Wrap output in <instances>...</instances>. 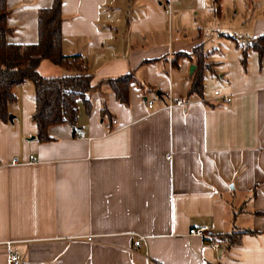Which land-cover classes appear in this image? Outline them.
<instances>
[{"label": "crops", "instance_id": "obj_1", "mask_svg": "<svg viewBox=\"0 0 264 264\" xmlns=\"http://www.w3.org/2000/svg\"><path fill=\"white\" fill-rule=\"evenodd\" d=\"M170 1L166 16L164 0H61V55L94 80L130 73L128 104L92 90L88 112L79 102L72 126L38 142L33 86L13 88L11 122L0 120V264H264V59L247 50L241 62L264 34V0ZM51 3L6 0L7 43L36 44ZM207 38L225 49L213 62ZM195 48L216 92L203 85L200 98L188 95ZM43 63L39 75L56 76ZM201 226L204 239L187 235ZM231 232L238 246H208Z\"/></svg>", "mask_w": 264, "mask_h": 264}, {"label": "trees", "instance_id": "obj_2", "mask_svg": "<svg viewBox=\"0 0 264 264\" xmlns=\"http://www.w3.org/2000/svg\"><path fill=\"white\" fill-rule=\"evenodd\" d=\"M60 7L61 0H52L49 8L39 10L36 18V44L20 46L7 43V37L12 32L6 24L10 9L7 7L6 0H0V120L7 119V106L15 99L13 88L29 81L33 86L34 101V112L30 120L36 127L38 142L48 140L46 130L50 126L60 124L72 126L76 120L79 102L85 105L88 112L90 108L88 93L92 90H103V95L113 93L115 100L126 106L129 85L132 81L130 73L121 77L94 80L77 56L61 55ZM247 50L256 53L258 59H264V34L251 39L244 47L241 55L242 63L245 61ZM192 54L197 60L195 70L189 77L188 95L200 98L203 87L204 56H201L199 48H195ZM42 61H48L67 70H74L75 73L55 78L41 77L37 73V68ZM100 104V112L104 115L107 110L103 99ZM242 234V232H231L217 236L216 239L222 241L228 249L239 245Z\"/></svg>", "mask_w": 264, "mask_h": 264}, {"label": "built area", "instance_id": "obj_3", "mask_svg": "<svg viewBox=\"0 0 264 264\" xmlns=\"http://www.w3.org/2000/svg\"><path fill=\"white\" fill-rule=\"evenodd\" d=\"M163 12L166 16H168L171 13V1L170 0H164L162 4ZM222 103H227L228 99L223 98L221 100ZM154 101L150 100L145 103L146 107L148 109H151L153 107ZM183 105V100L182 99H175L173 101H170L167 103L166 108L171 109L173 107H181ZM111 124L113 126L116 125L115 121H112ZM73 136H77V131L73 130ZM16 160H11L10 164H15ZM209 233V228L207 226H201L197 228H190L187 232L188 236L191 237H197V238H202L204 239L206 235ZM134 242H133V248L138 249L142 245H144V240L145 238L143 236H139L137 234H134ZM87 240H90V238H87ZM222 245V241L220 240H211L208 242V246L212 247L213 249H218ZM15 261V256L8 253L7 255V262L12 263Z\"/></svg>", "mask_w": 264, "mask_h": 264}, {"label": "rangeland", "instance_id": "obj_4", "mask_svg": "<svg viewBox=\"0 0 264 264\" xmlns=\"http://www.w3.org/2000/svg\"><path fill=\"white\" fill-rule=\"evenodd\" d=\"M259 1H261V0H255L254 3L256 4ZM221 22H222V24H221ZM229 23H230L229 20H226V19H223L222 18L221 21H220V23L216 24V26H219V24H221V26L223 27V26H227ZM204 42H205V46H204V48H203L204 50H202V52L205 53V54L208 53V55L206 56V58H207L208 61L213 62L216 58H218V56H220L219 54L223 53V51L225 50L224 48H220V47H217V48L215 47L214 48L213 46H211V44L214 43V40L213 39L211 40L210 38H207L206 40H204ZM43 64H44L43 66H45V68L48 70V74L47 75H56V76H48L47 78L60 77L59 75L65 76V75H72V74H74L73 72H68V74H67V72L64 71L63 68L57 67V66L49 63L48 61H44ZM191 66H193V65H190L189 68ZM189 68H188V70H189ZM62 72H63V74H62ZM37 73H38V71H37ZM210 80H212L211 77H209V75H207V77L204 79V84L203 85H204V89L205 90H208L210 92V94L212 95L213 92H215V90H213V86L210 85V83H209ZM205 82L207 84H205ZM24 83L31 84L29 81H25ZM206 85L208 86V88L206 87Z\"/></svg>", "mask_w": 264, "mask_h": 264}, {"label": "water", "instance_id": "obj_5", "mask_svg": "<svg viewBox=\"0 0 264 264\" xmlns=\"http://www.w3.org/2000/svg\"><path fill=\"white\" fill-rule=\"evenodd\" d=\"M193 69H194V66H191V67L189 68V70H188L189 75L192 73ZM11 119H12L11 116H8V117H7V121H8V122H11ZM30 140H32V137L30 138Z\"/></svg>", "mask_w": 264, "mask_h": 264}]
</instances>
